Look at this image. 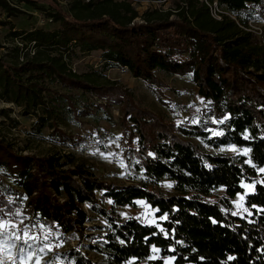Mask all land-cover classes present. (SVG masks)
<instances>
[{
	"label": "trees",
	"instance_id": "obj_1",
	"mask_svg": "<svg viewBox=\"0 0 264 264\" xmlns=\"http://www.w3.org/2000/svg\"><path fill=\"white\" fill-rule=\"evenodd\" d=\"M19 2L43 11L59 27L15 31L11 22L0 20L10 27L11 41L21 44L14 50L16 61L0 60V86L17 104L52 113L43 94L50 81L68 90L87 89L104 106L124 102L118 98L121 89L69 70L65 54L80 49L100 51L107 69L126 68L151 85H159L158 73L189 77L198 87L205 119L215 122L188 127L183 119L167 125L125 104L124 141L142 175L139 184L130 185L106 182L82 166L66 169L60 157L17 155L0 139V168L23 190L11 200L14 190L0 176V219H18L23 207L29 223L65 239L87 231L86 204L106 221L105 233L89 235V250L103 264H166V259L174 264H264V51L248 29L253 12L264 18V0H187L177 11L142 17L127 0H73L67 7L58 0ZM0 7L9 19L21 14L7 0H0ZM58 102L57 107L78 111L70 96L51 101ZM212 127L220 131L211 132ZM55 131L67 139L58 127ZM194 139L213 150L238 151L215 154ZM165 180L173 194L157 189ZM247 184L255 185L253 193H246ZM242 195L247 212L238 215L234 200ZM139 201L153 211L155 222L122 218L119 209L136 208ZM60 264L98 263L75 247L60 255Z\"/></svg>",
	"mask_w": 264,
	"mask_h": 264
},
{
	"label": "rangeland",
	"instance_id": "obj_2",
	"mask_svg": "<svg viewBox=\"0 0 264 264\" xmlns=\"http://www.w3.org/2000/svg\"><path fill=\"white\" fill-rule=\"evenodd\" d=\"M58 1L65 7L73 2V0ZM127 1L138 11L140 17L147 12L177 11L187 2V0ZM14 3L18 6L21 14L9 19L0 7V20L11 22L15 31L56 30L59 27V24H53L43 11L20 3L19 0H14ZM255 12L252 15L255 19H249L248 29L249 32L257 36L258 45L264 51L263 13ZM213 13L217 19H221L216 5L213 7ZM245 17L247 16H243V18ZM140 20L138 19V21ZM10 31L9 26L0 25V60L8 63L17 60L14 50L21 45L18 41H11ZM27 51H33V48L28 46ZM65 61L73 74L83 76L99 85L121 89L118 98L124 102H114L110 106H104L106 102L94 96L87 89L84 91L68 90L62 88L60 84H53L50 81L45 82V87L51 91L47 90L43 93L48 97L45 100L48 102L49 110L52 111L50 113L41 106L32 109L25 103L17 104L13 101L12 95L6 94L0 86V139L11 144L17 155L36 159L60 157L62 162L68 164L66 169L82 166L106 182L117 185L139 184L142 175L134 169V162L129 158L124 141L125 104L132 105L137 111L153 114L167 125L171 123L177 125L183 119H187L188 127L215 122L212 119H205V106L198 95V87L189 77H167L158 73L159 85H151L134 78L126 68L107 69L100 51L86 53L80 49L71 50L65 54ZM65 95L72 97L77 103V112H72L68 105L57 107L60 102L55 105L51 103L52 99L56 101V98ZM51 96L52 98H50ZM53 108H56L55 111L52 110ZM84 111L85 114L82 113ZM56 127L66 134L67 139L60 137L55 131ZM129 128L135 133L137 132L135 127H131L130 124ZM210 130L214 133L220 131L217 127H212ZM194 141L203 144L208 152L215 154L231 155L238 151L231 147L213 150L199 139H194ZM6 172V168H0V176L5 180L6 185L11 186L14 190L11 200L20 198V194H16V191L23 192V190L16 187L14 180ZM171 187V183L165 180L157 186V189L173 194ZM255 189V185L252 184L245 186L246 193H252ZM218 197L220 199L221 194ZM211 200L215 201L216 198ZM234 205L236 214L243 215L247 212L244 195L237 197L234 200ZM84 209L91 217L90 222L86 224L87 231L83 235L78 234L73 237H65V239L49 229L46 230L40 225L29 223L28 217L23 218L26 214L23 207L18 208L17 213L20 216L18 219L1 218L0 220H9L12 224L17 225V231L21 234L27 230L30 236L37 237L35 241L29 240L31 248L22 242H16L18 246L12 249V254L16 257V264H22V255L33 251L35 255L30 264H36L37 261L39 264H60V255L75 247L98 264H103L102 257L89 250L91 240L89 235L105 233L106 221L93 214L86 204ZM119 210L122 218L133 215L149 222L156 221L153 211L141 201L137 203L136 208ZM45 236L48 237L47 240L44 239ZM45 245H50L51 250L45 248V251L41 253L39 250ZM21 248H23V253H21ZM0 259L4 260V264H13L12 260L6 259L4 253H0ZM165 263L174 264L171 259H166Z\"/></svg>",
	"mask_w": 264,
	"mask_h": 264
},
{
	"label": "snow or ice",
	"instance_id": "obj_3",
	"mask_svg": "<svg viewBox=\"0 0 264 264\" xmlns=\"http://www.w3.org/2000/svg\"><path fill=\"white\" fill-rule=\"evenodd\" d=\"M260 171L264 172V168L260 169ZM36 239L37 237L30 236L27 230H24L22 234L18 232L17 225L12 224L11 221L0 220V253L6 254V259L12 260L13 264H16V257L12 254V249L18 246L16 242H22L24 245L31 248L32 245L29 244V240L35 241ZM44 239L47 240L48 237L45 236ZM45 248L51 250L50 245H45V247L40 248L39 251L43 253ZM21 253H23V248H21ZM34 255V251L22 255V264H30ZM0 264H4L3 259H0ZM36 264H39V261H37Z\"/></svg>",
	"mask_w": 264,
	"mask_h": 264
},
{
	"label": "built area",
	"instance_id": "obj_4",
	"mask_svg": "<svg viewBox=\"0 0 264 264\" xmlns=\"http://www.w3.org/2000/svg\"><path fill=\"white\" fill-rule=\"evenodd\" d=\"M13 7L18 8V6L14 3V0H7ZM218 11V10H217Z\"/></svg>",
	"mask_w": 264,
	"mask_h": 264
},
{
	"label": "crops",
	"instance_id": "obj_5",
	"mask_svg": "<svg viewBox=\"0 0 264 264\" xmlns=\"http://www.w3.org/2000/svg\"><path fill=\"white\" fill-rule=\"evenodd\" d=\"M253 192H254V191H253ZM253 192H252V193H253Z\"/></svg>",
	"mask_w": 264,
	"mask_h": 264
}]
</instances>
